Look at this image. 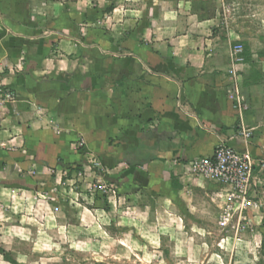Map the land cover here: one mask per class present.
I'll use <instances>...</instances> for the list:
<instances>
[{
  "label": "crops",
  "instance_id": "obj_1",
  "mask_svg": "<svg viewBox=\"0 0 264 264\" xmlns=\"http://www.w3.org/2000/svg\"><path fill=\"white\" fill-rule=\"evenodd\" d=\"M49 7V28L57 31L44 36L36 33L26 12L23 16L0 12V64L5 66L0 79L16 91L15 102L0 120L1 239L26 240L27 235L36 238L38 232V226L33 233L35 224H26L23 218L36 220L39 195L17 189L26 181L17 168L34 163L43 169L55 162L65 167L76 158L67 143L73 136L42 127L39 114L58 115V123L72 135L76 132L87 144L95 141L98 154L109 146L104 138L129 133L130 161L137 164L135 171L130 167V183L147 192H161L160 198L178 210L181 196L193 187L188 184L194 180L188 162L210 155L220 140L240 152L247 150L257 165L256 184L264 180V164H259L264 163V46L249 44L250 62H234L228 74V59L210 51L212 40L207 34H190V26L178 33L179 23L161 24L158 17L143 33L144 41L154 42L153 50L134 43L130 48L128 32V39L115 44L79 25L85 21L84 7L77 13L67 2ZM236 36L231 38L228 32L229 45ZM243 127L250 138L240 134ZM27 153L36 160H26ZM137 172L142 182L136 179ZM49 207L41 212L48 214ZM137 209L130 206V213ZM249 210L255 212L252 206ZM100 213L81 209L79 226L85 228L90 215L100 228ZM60 227L67 231L66 217Z\"/></svg>",
  "mask_w": 264,
  "mask_h": 264
},
{
  "label": "rangeland",
  "instance_id": "obj_2",
  "mask_svg": "<svg viewBox=\"0 0 264 264\" xmlns=\"http://www.w3.org/2000/svg\"><path fill=\"white\" fill-rule=\"evenodd\" d=\"M53 2L70 3L74 13L84 7L85 21L79 25L115 44L128 39L126 32L130 33V48L134 43L153 50L154 42L144 41L143 33L158 17H162L161 24L179 23L178 33L190 26V34H207L212 40L210 51L228 59V74L233 71L236 44L242 46L243 61L249 44L264 46V0H0V12L7 16H23L26 12L36 33L44 36L57 31L49 28V5ZM208 18L214 20L200 23ZM228 32L231 38L239 35L230 45ZM4 72L5 66L0 64V78ZM5 86L0 79V87ZM2 113L0 120L6 115ZM38 117L44 122L40 123L42 127L73 136L67 143L76 158L67 161L71 169L58 167L57 162L43 169L34 163L17 168L20 179H26L17 189L39 195L36 220L23 218L24 223L35 224L33 233L38 226V232L36 238L27 235L26 240L0 238V264H264V180L253 187L252 203L243 209L221 184L191 176L194 180L188 184L193 187L181 196L183 204L178 210L172 202L160 198L161 192H147L130 183L125 163L109 167L112 156L121 151L120 139L104 138L109 146L98 154L95 141L87 144L76 132L72 135L58 123V115ZM25 157L36 160L29 153ZM102 158L108 159L107 165L102 164ZM212 182L217 187H212ZM3 188L0 186V190ZM212 191L216 197H212ZM48 205L52 206L48 214L41 212ZM130 206L138 212L130 213ZM251 206L254 213L249 210ZM83 208L101 210L97 217L100 228L90 215L85 218L86 229L79 226L77 214ZM64 216L67 231L60 227Z\"/></svg>",
  "mask_w": 264,
  "mask_h": 264
},
{
  "label": "built area",
  "instance_id": "obj_3",
  "mask_svg": "<svg viewBox=\"0 0 264 264\" xmlns=\"http://www.w3.org/2000/svg\"><path fill=\"white\" fill-rule=\"evenodd\" d=\"M242 46L236 44L232 55L235 63L243 62ZM16 99L14 90L8 86L0 87V114ZM243 138H250V131L241 128ZM256 162L246 150L240 152L225 140L218 141L210 155L194 157L188 162V170L194 176L210 179L226 188L229 198L239 202L240 208H246L250 201V193L256 186Z\"/></svg>",
  "mask_w": 264,
  "mask_h": 264
},
{
  "label": "trees",
  "instance_id": "obj_4",
  "mask_svg": "<svg viewBox=\"0 0 264 264\" xmlns=\"http://www.w3.org/2000/svg\"><path fill=\"white\" fill-rule=\"evenodd\" d=\"M244 57H245V61L247 62H250V52H249V49L246 47L244 49ZM118 139H120V144L122 145V148H121V153L124 154L121 155L120 152H118L116 155H113L111 160L112 162L109 164V167L110 168H114L118 163H125L129 169L126 170V174L129 175L130 174V167H131V171H135L134 169L137 168V164H134V162H131L130 161V134L129 133H125L123 134L122 136H120ZM108 159L107 158H102L101 161H102V164H106L105 163ZM78 168H79V164L77 165ZM65 168H68V169H71V165H65ZM140 174V172H137V176H136V179L139 181V182H142L141 181V177L138 178V175ZM142 175V173H141Z\"/></svg>",
  "mask_w": 264,
  "mask_h": 264
}]
</instances>
